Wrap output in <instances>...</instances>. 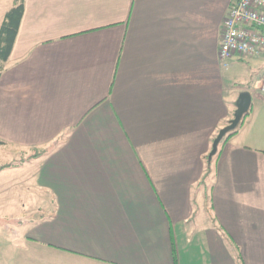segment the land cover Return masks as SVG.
Instances as JSON below:
<instances>
[{"label":"crops","instance_id":"1","mask_svg":"<svg viewBox=\"0 0 264 264\" xmlns=\"http://www.w3.org/2000/svg\"><path fill=\"white\" fill-rule=\"evenodd\" d=\"M232 1L23 0L0 264H264V56L219 60Z\"/></svg>","mask_w":264,"mask_h":264},{"label":"built area","instance_id":"2","mask_svg":"<svg viewBox=\"0 0 264 264\" xmlns=\"http://www.w3.org/2000/svg\"><path fill=\"white\" fill-rule=\"evenodd\" d=\"M264 56V0H233L222 23L218 58ZM257 90L264 93V77Z\"/></svg>","mask_w":264,"mask_h":264},{"label":"trees","instance_id":"3","mask_svg":"<svg viewBox=\"0 0 264 264\" xmlns=\"http://www.w3.org/2000/svg\"><path fill=\"white\" fill-rule=\"evenodd\" d=\"M24 5L23 0H15V4L10 8L6 14L4 21L0 27V74L3 69V62L7 59L12 49L14 39L16 37L20 19L23 15ZM237 127L231 129L223 136L226 140L228 137L236 132ZM1 143V142H0ZM44 154V151L35 152L28 157L21 160V162L30 160L31 158L37 157ZM11 165L0 166V170Z\"/></svg>","mask_w":264,"mask_h":264},{"label":"water","instance_id":"4","mask_svg":"<svg viewBox=\"0 0 264 264\" xmlns=\"http://www.w3.org/2000/svg\"><path fill=\"white\" fill-rule=\"evenodd\" d=\"M249 105H250V94L245 93L240 98L239 105H238V107L235 111V114H234V119L231 121V123L228 125V127L223 130L222 135L223 134L225 135L226 132L230 131L231 129H233L239 125L242 117L248 111Z\"/></svg>","mask_w":264,"mask_h":264},{"label":"rangeland","instance_id":"5","mask_svg":"<svg viewBox=\"0 0 264 264\" xmlns=\"http://www.w3.org/2000/svg\"><path fill=\"white\" fill-rule=\"evenodd\" d=\"M12 1L13 0H0V19L4 16V13L9 10L10 6H12ZM241 65H247L246 63H242ZM243 68L240 67H235L233 69V71H235V73L238 75L240 73H242V69L244 70V66H242ZM257 93L259 91H256ZM242 120V119H241ZM1 159V157H0Z\"/></svg>","mask_w":264,"mask_h":264}]
</instances>
